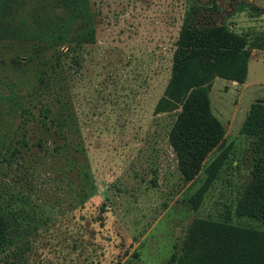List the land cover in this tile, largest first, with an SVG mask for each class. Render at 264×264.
I'll return each instance as SVG.
<instances>
[{"label": "rangeland", "instance_id": "1", "mask_svg": "<svg viewBox=\"0 0 264 264\" xmlns=\"http://www.w3.org/2000/svg\"><path fill=\"white\" fill-rule=\"evenodd\" d=\"M216 1L211 16V0H92L98 66L82 94V124L98 186L75 181L65 166L37 171L33 183L18 172L17 187L24 189H17L29 193L27 201L10 199L16 184L0 186L30 222L13 227L14 248L30 242L35 257L22 264H87L86 233L91 248L104 254L95 264H168L174 256L185 264H229L239 245L230 227L264 231V223L236 213L251 172L264 165V136L243 133L252 105L264 103V0ZM192 3L215 22L248 33L252 55L246 83L215 81L212 109L226 134L199 175L185 182L168 141L174 116L153 111ZM31 12L29 5L23 16ZM27 54L21 44H0L2 62L23 64Z\"/></svg>", "mask_w": 264, "mask_h": 264}, {"label": "trees", "instance_id": "2", "mask_svg": "<svg viewBox=\"0 0 264 264\" xmlns=\"http://www.w3.org/2000/svg\"><path fill=\"white\" fill-rule=\"evenodd\" d=\"M211 4L206 10L212 16L219 8L216 0ZM29 5L32 12L24 17ZM206 15L197 4L186 7L171 53L169 78L153 111L155 116H174L168 141L185 182L199 175L226 134L212 109L210 94L215 81L246 83L252 55L248 33ZM96 25L92 0H0V44H21L28 50L23 64L0 61V186L16 184L11 200L29 199L24 196L29 193L18 192L24 189L23 185L17 187L23 176L16 174L21 171L31 175L26 183H33V176H39L43 168L59 170L65 166L75 181L98 186L82 124V94L93 83L90 71L98 66ZM243 133L264 136L262 101L252 105ZM101 210L106 212V206ZM21 211L24 208L9 201L0 187V264H22L26 256L34 257L30 242L19 249L13 246V227L30 226ZM236 213L264 223L263 164L251 172ZM230 228L231 233L239 234V245L229 264H264V231ZM85 237V252H90L85 261L95 264L94 257L104 254L91 248L95 242L88 233ZM168 264L185 263L174 256Z\"/></svg>", "mask_w": 264, "mask_h": 264}]
</instances>
